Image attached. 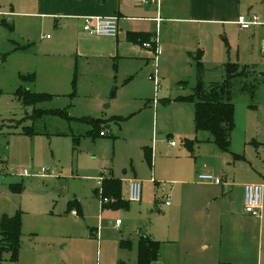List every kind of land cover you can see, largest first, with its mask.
Here are the masks:
<instances>
[{
	"label": "rangeland",
	"instance_id": "374dc122",
	"mask_svg": "<svg viewBox=\"0 0 264 264\" xmlns=\"http://www.w3.org/2000/svg\"><path fill=\"white\" fill-rule=\"evenodd\" d=\"M24 6L25 0H0V219L21 214L18 259L12 261V252L4 250L0 264H137V235L178 234V203L195 206L190 214L204 220L207 209L214 216L221 202L204 200V192L214 190L213 195L217 189L229 191L224 199L237 207L232 186L264 169L261 27L240 49L243 59L248 50L256 59L249 65L256 88L253 95L237 89L232 94L235 127L231 153L224 154L207 141L209 132L196 133L194 104L177 97L192 94L198 80L204 88L222 82L227 62L243 64L237 60L235 26L216 27L200 44L192 42L195 48H186L190 39L178 37L161 44L157 89L149 79L152 50L149 57L114 51L89 58L78 52L75 39L71 46L57 47L53 27L13 13L26 11ZM80 32L87 34L82 26ZM28 37L33 39L29 46ZM21 74L33 80L22 81ZM19 87L50 96L24 105L16 95ZM35 109H65L71 118L49 113L32 119ZM85 119L99 120L100 128ZM25 126L34 133H23ZM184 139L197 141L187 149ZM201 169L225 177V184L204 185L197 179ZM105 176L121 180L125 205L101 208L98 180ZM130 178L142 182L140 201H127L124 181ZM185 186L190 188L186 193ZM163 188L170 194V207L160 194ZM74 200L81 215H71L77 207L70 210L68 202ZM25 227H35L37 234L24 233Z\"/></svg>",
	"mask_w": 264,
	"mask_h": 264
},
{
	"label": "crops",
	"instance_id": "0c3cea01",
	"mask_svg": "<svg viewBox=\"0 0 264 264\" xmlns=\"http://www.w3.org/2000/svg\"><path fill=\"white\" fill-rule=\"evenodd\" d=\"M24 7L26 11H13V13L23 15L36 25L38 22L41 27L45 25L53 27L57 32L53 43L57 47L71 46L75 39L77 49L80 48L78 52L89 58L104 57L113 54L114 51L123 57H149L148 48L142 47L137 41H131L128 38L130 34H135L140 39L156 38L160 50L161 44L164 47L168 44L166 40H174L177 37L190 39V45H186V48H195L192 42L200 44L204 40V34H211L216 27L224 28L226 25H232L237 28L240 43L237 46V60H241L242 65L249 67L255 64L256 59L251 57V50H248L246 59H243L240 49L242 50L247 44L250 34L255 37L257 31L260 32L259 27H261L259 42L264 37V24L245 30L240 29L236 23L238 16L252 14L260 15L264 21V0H162L159 4L123 0H25ZM85 16H116L118 18L117 36L90 35L87 32L85 35L82 34L80 28ZM162 34H164L163 37ZM26 40L27 46L33 42V39L29 37ZM27 48L31 49V47ZM123 50L132 53H122ZM258 50L260 51V47ZM60 62L61 60H57V64ZM62 66L63 63L57 67L62 68ZM235 114L234 105V122ZM245 183H257L264 186V169L257 170L256 173L248 176L247 181L232 186L231 193L238 201L237 207L235 203L229 204L224 199L229 191L226 193L216 189V193L211 195L210 192L214 190H206L204 200L215 198L216 201L221 202L220 206H216L214 216H209L210 209H207L204 220L194 218L190 214L189 208L193 209L195 206L178 203L179 209H176V213L181 219L178 234L169 233L162 238H152L147 234L160 242L159 257L152 264H264V188L261 213L258 217H251L243 210V184ZM204 185L214 184L204 182ZM183 189L186 193L190 188L185 186ZM164 192V188L161 189L162 197ZM165 206L170 207L171 203ZM75 207H79L81 215L80 205ZM23 232L37 234L35 227L28 229L25 227ZM127 244L130 245L129 242L124 245ZM133 245L134 242L131 247ZM137 246L138 237L135 247L136 260Z\"/></svg>",
	"mask_w": 264,
	"mask_h": 264
},
{
	"label": "trees",
	"instance_id": "16d2710c",
	"mask_svg": "<svg viewBox=\"0 0 264 264\" xmlns=\"http://www.w3.org/2000/svg\"><path fill=\"white\" fill-rule=\"evenodd\" d=\"M128 38L131 41H137L140 44L149 41V38L140 39L135 34H130ZM201 52V51H199ZM201 67V63L198 62ZM226 77L222 82L211 83L207 88L202 86L201 81H197L192 94L187 96L177 97L179 101L191 102L194 104V129L197 132L207 131L209 136L207 141L213 143L215 147L223 153L230 152L231 135L235 126L234 122V104L231 101L232 94L237 89L238 91H246L251 95L254 94L256 88L255 71L246 65L227 62L225 64ZM22 81L33 80L30 75H20ZM74 80L72 84H74ZM75 86V85H74ZM16 95L22 100L24 105H32L42 98H48L49 94H36L29 91L28 88L19 87ZM57 115L63 118H71L65 109H38L34 110L32 119L38 118L44 114ZM86 120V119H85ZM94 125L97 129L100 128L99 120H86ZM102 130H99V132ZM22 132L33 134L32 126H25ZM98 132V134H99ZM197 139H184V145L187 149H192ZM151 155V149L147 153ZM237 155H235L236 157ZM238 157V156H237ZM4 162V160H2ZM20 189V188H19ZM18 189V190H19ZM102 193L104 197L112 199V203L101 204V208L106 206H123L121 200V181L113 176H105L102 179ZM78 205L76 201H69L68 208ZM79 207L75 208L77 213H80ZM72 209V208H71ZM70 209V210H71ZM21 237V214L17 211L12 216L3 215L0 219V252L9 250L12 252V261H17L19 252V239ZM137 264H152L159 257L160 242L152 239L147 234L138 236L137 246Z\"/></svg>",
	"mask_w": 264,
	"mask_h": 264
},
{
	"label": "built area",
	"instance_id": "2783aa9c",
	"mask_svg": "<svg viewBox=\"0 0 264 264\" xmlns=\"http://www.w3.org/2000/svg\"><path fill=\"white\" fill-rule=\"evenodd\" d=\"M128 2H139V3H154L159 4L162 0H123ZM237 25L240 29H248L256 25H263L264 21L261 16L258 14H252L249 16L241 15L238 16ZM83 31L87 32L90 35H99V36H110L115 37L118 34V18L116 16H85L83 17L82 22ZM142 47L151 49L153 51V61H154V72L149 76V79L152 80L158 89V79H157V62L161 50L158 46V41L156 38H151L149 41L141 43ZM260 51L264 54V37L260 40ZM156 100H154L155 102ZM100 136L105 135V132L102 130L99 132ZM171 146H174L173 141L169 142ZM3 162L0 160V170L3 167ZM206 166L203 165V168ZM45 170L40 169L39 174L44 175ZM102 177L98 180V183L101 187V204L109 203L110 199L103 196L102 193ZM197 179L203 182H218L224 183L223 176H216L211 172L206 170H199L197 172ZM164 184V183H163ZM126 191H127V201H140L142 194V182L136 178H130L126 180ZM264 186L257 183H245L243 184V210L246 214L251 217H258L261 213L262 208V193ZM170 194L164 192L163 198L165 199V204L169 205L170 200L168 199ZM71 215L77 216V210L73 208L71 210ZM115 224H119V220L115 221Z\"/></svg>",
	"mask_w": 264,
	"mask_h": 264
}]
</instances>
